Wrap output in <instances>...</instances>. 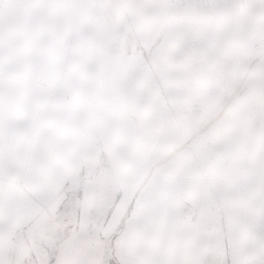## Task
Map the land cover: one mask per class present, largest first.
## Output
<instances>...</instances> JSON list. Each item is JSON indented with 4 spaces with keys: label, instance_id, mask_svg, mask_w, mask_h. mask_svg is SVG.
<instances>
[{
    "label": "crops",
    "instance_id": "0c3cea01",
    "mask_svg": "<svg viewBox=\"0 0 264 264\" xmlns=\"http://www.w3.org/2000/svg\"><path fill=\"white\" fill-rule=\"evenodd\" d=\"M107 3L0 0V264H227L169 103L185 71L114 48Z\"/></svg>",
    "mask_w": 264,
    "mask_h": 264
},
{
    "label": "rangeland",
    "instance_id": "374dc122",
    "mask_svg": "<svg viewBox=\"0 0 264 264\" xmlns=\"http://www.w3.org/2000/svg\"><path fill=\"white\" fill-rule=\"evenodd\" d=\"M107 1L114 48L185 71L169 103L221 198L227 264H264V0Z\"/></svg>",
    "mask_w": 264,
    "mask_h": 264
},
{
    "label": "bare ground",
    "instance_id": "6f19581e",
    "mask_svg": "<svg viewBox=\"0 0 264 264\" xmlns=\"http://www.w3.org/2000/svg\"><path fill=\"white\" fill-rule=\"evenodd\" d=\"M147 90V89H146ZM250 95V94H249ZM245 97H247V94H245ZM249 99V98H248Z\"/></svg>",
    "mask_w": 264,
    "mask_h": 264
}]
</instances>
